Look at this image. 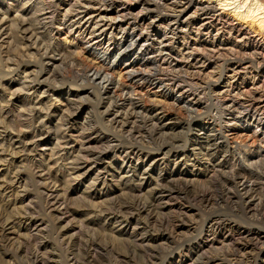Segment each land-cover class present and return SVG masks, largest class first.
<instances>
[{
	"label": "rangeland",
	"instance_id": "1",
	"mask_svg": "<svg viewBox=\"0 0 264 264\" xmlns=\"http://www.w3.org/2000/svg\"><path fill=\"white\" fill-rule=\"evenodd\" d=\"M25 1L26 0H20L16 2V4L11 2V0H0V4H2V6H0V23L2 21V24H0V34L2 36L0 38V110L1 107L6 110L4 117L1 115L2 119L0 118V122L5 120L6 126L9 127H7V131L12 133L16 141L22 139L20 141L28 145L29 142H34L36 139L42 137L45 139V142H47L48 148L40 145H32L36 150L32 148V146L25 149L26 145H24V149L19 145H16V148H12L8 144L9 151L11 150L10 152L13 154L8 151L5 152L11 156H5L7 161L4 162L5 165H3L0 173V176L3 177L1 178L2 181L6 182L8 180L5 186L9 185L10 188V190L9 188L7 190L3 188L0 189V264H35L34 257L37 254L40 255L42 261H44L39 263L46 262L45 264H71L73 263V258H75V262L77 260V264H236L235 262H240L239 264H258L261 260L260 258H262L260 249L264 248V140H262L258 134L254 135L255 133L253 130H243L245 128L241 129L242 126H236L233 130L227 132H234L230 134V137L228 135L230 146H239L236 158L240 155L246 157V155L251 153L257 156L250 158L251 161L249 163H252L251 165L246 164V162L245 165L247 166H242V164H237L238 162L235 161L234 153L230 158V162L222 165V163L219 162H221L224 157V151L213 152L214 155L211 156L210 153H207L208 150L206 146V148H200L196 145L197 140L195 136L199 134V131H197V123L211 110H206V108H203L204 106L202 104H199L196 114L195 112L191 114L184 109L182 105L177 104L172 98L166 96L167 94L164 93L165 91L160 88L148 82L139 81V83L129 77L123 70L125 67L123 64L129 58L131 59L135 56L137 52L136 49H130L114 68H110L102 62L103 66H100L101 63L95 62L88 50L90 44L88 43L89 32L87 33V24H85L84 21H80L75 23V25H73L74 27L72 26L73 28L68 26L74 18L77 20L82 17L85 13L83 11L90 5V0H40L39 3L35 0H27L29 2L23 5L22 3ZM50 1H52L51 4ZM237 1L238 2L235 1V4L232 6H236L237 3L240 2V0ZM260 1L264 3V0ZM22 5L23 8L20 7ZM115 5H117V0H115L113 6ZM90 6L87 9L88 11ZM29 10L31 11L29 12ZM42 10L44 13L39 12ZM232 10L228 11L231 12ZM33 11H35L34 14L36 15L32 14ZM26 26L30 27L26 28ZM24 28L28 29V31H24ZM50 31L52 33H50ZM31 33H33V38L30 40L29 36ZM82 35H84V37ZM68 36L75 39L73 41L74 43H69V41L66 40ZM22 37L25 39H22ZM34 40H37V43ZM105 41L107 42V40ZM154 45L157 47V44ZM43 53L45 54L43 55ZM47 54L48 56H45ZM238 54L239 53L236 52L234 55L239 56ZM228 56L232 57L233 55L226 54L225 57ZM98 66L99 68L102 67L106 72H109L114 79L116 78L115 85L117 86H112L111 95L107 96L102 94L98 89L99 87H97L98 85L88 76L90 69ZM155 66L154 64H149L144 70L146 71L147 68L151 69L150 72L154 73L152 78L156 76L162 77L163 70H161V68L159 69L158 65L157 67ZM9 67L12 69H9ZM223 68V66H220L219 69L217 68V71L219 73L221 71L220 74H223L225 72V68ZM208 70H211V67H208ZM208 70H206L205 73L209 74ZM35 71L39 73L42 72L40 77H38L39 73ZM184 71L186 73H184ZM165 72L168 74V77H170L168 70ZM34 73H37V76ZM177 73L178 75L184 73L183 75H179L181 76L180 80L183 84L186 85L192 82L188 88L205 91L203 94V101L209 102L210 105L212 104L210 108L218 112V115L224 113L220 117H223L225 114V118L230 115L237 117L239 112L244 109L243 106H246L244 103L249 104V101H247L248 97H246L249 91H255L251 85L247 86L249 90L245 89V96L239 97V102H242L243 106L240 107V105H237V107H230V103L225 102L230 98L228 96L226 97L224 95L225 93L222 92V89L218 88V86L215 88L212 76L198 75L195 74L193 69L187 70V68H183ZM197 75L199 80L197 79ZM255 75L256 72L254 70L251 73H243V76L248 79L249 83L256 77ZM261 75L264 77V71L260 73V76ZM27 76L30 79H28ZM27 83L28 85H26ZM122 87L131 89L135 100L138 101L137 105L129 102L126 103L125 101H118L120 99L119 97L122 95ZM250 95L251 94H249V96ZM214 97H216L217 100ZM113 99H115V103ZM217 101L220 106H217ZM227 104L229 108L226 107ZM38 105H40V108ZM133 106H135V109ZM139 106L144 107V109ZM153 106H156L159 111L162 109V115L161 113L157 114L159 111H147V109ZM35 107L38 108V110L35 109ZM218 107L220 109H218ZM217 109L219 111H217ZM132 110L136 111L133 112ZM139 110H141V112ZM17 115L19 117H17ZM38 116L40 118L42 117L40 120L43 119L40 123ZM111 117L112 119H110ZM193 119H195L196 122H191ZM219 121L221 122L222 119ZM4 122L1 123L3 124ZM125 122H127L128 125L127 123L125 124ZM2 124L0 125V130L1 128L2 130L3 128L6 129L4 124V126L1 127ZM21 127L26 130L22 131ZM44 133L47 134L44 135ZM42 135H44V137ZM66 137L69 138L67 139ZM85 138L90 140H86ZM57 139L58 141L59 139H63L59 141V148L57 146ZM80 142H83V144ZM1 147L3 148V146L0 145V150L2 149ZM52 147L54 148V155H52L53 153L51 152ZM13 149L18 150H14L13 152ZM22 149L24 151H22ZM70 149L71 153L69 152ZM129 149H133L137 152L135 155L130 154L132 157L134 156L132 163L125 164L123 156H125L124 154L126 152H129ZM202 149L204 151H202ZM259 151L261 153H259ZM20 152L21 154L23 153L22 156L19 154ZM176 154L189 155V159L191 160L188 161V165H176L174 160H172ZM193 154L195 157H193ZM91 155L93 157H91ZM48 156L51 159L48 158ZM53 156L55 159H58L55 161ZM83 156L86 159L83 158ZM10 160H12V163ZM45 160H47V162ZM89 160L91 163L95 161L94 164L97 167H93L87 174L83 176L80 175V178H78L76 169L87 161L89 162ZM193 160H197L199 165H191ZM253 160H255V162H253ZM39 161L40 163L38 164ZM43 161H45L47 165ZM216 161H219L218 164ZM51 162H53L54 165L56 164L55 167L54 165L51 166ZM127 165L131 167L128 169ZM39 167L43 171L40 170ZM123 169L128 172L124 173L126 175H123ZM35 171L37 172L35 173ZM48 171H50L49 175ZM41 172L44 173L41 174ZM95 172L97 176L94 174ZM13 173L14 175L12 176ZM44 174H46V176ZM75 174L77 176H75ZM49 176H52L53 179L51 178V180ZM11 177L14 179L20 177L19 180L21 179V182L18 186L17 183H14L16 186L11 183L14 181ZM232 177L234 178L233 181ZM40 178L43 180L41 181ZM243 178L249 181L248 185L244 186L245 188L240 186L239 182ZM44 179L46 181H44ZM47 179L50 180L48 181ZM92 180L94 183H92ZM99 180H106L107 183H105V185L97 184ZM52 181L54 183L56 181V185ZM38 182L41 183L38 184ZM143 185L145 186V190H143ZM51 188H56V191H53L55 194L52 191H48L54 190ZM153 188H156L158 191L165 190L163 193L165 197L160 199ZM246 190H248V193H246ZM45 192L50 196L45 195ZM59 192L60 194H56ZM64 192L65 194H63ZM8 197L10 198L8 199ZM55 197L59 198L64 208L62 210L64 214H60L61 211L57 212L52 209L53 206L51 202L54 200L51 198ZM63 197L65 199H63ZM46 198L47 200H45ZM165 201L168 202L166 203ZM14 205L18 206L15 208L13 207ZM27 205L29 207H27ZM17 207H20V212ZM21 212L24 216L20 214ZM47 213L49 214L47 215ZM65 214L66 219L60 220ZM19 217H32L34 220L44 223L48 228L43 232H38L37 230H33V228H31L32 230H22L20 232L17 231L19 228L18 225H16L17 227L14 229V232H17L15 234H13L14 232L12 235L11 233L5 232L3 229L5 226L4 224H6L5 222L8 220L14 221L15 218ZM68 217L69 221L72 219L70 222L67 221ZM211 217L230 224L226 225L227 227L225 226V229H230L231 232L235 234L225 239L224 231L218 229L214 233L216 236L213 233L210 236H203V228L205 227L204 221ZM125 222L131 224L130 229L127 231L122 230L121 227V225L126 224ZM182 223L183 227L178 230L179 232L175 231L174 228L176 225ZM70 224L74 228L67 231V228H70ZM116 227H119V230ZM245 229L260 233L261 237H263L262 243L258 244L259 247L254 246L250 252L244 251L246 254L240 251L236 245L243 241H240L241 236L238 233ZM2 231L6 234H3ZM141 235L142 237L144 235L143 239ZM11 236L19 238L12 241L13 239H11ZM71 237H73L72 240ZM212 238H215L214 241L216 240L218 242L214 244L211 243L209 239ZM67 239L70 240L68 241ZM227 251L230 252L228 253ZM69 260H71V262ZM229 260H231L230 263Z\"/></svg>",
	"mask_w": 264,
	"mask_h": 264
},
{
	"label": "bare ground",
	"instance_id": "2",
	"mask_svg": "<svg viewBox=\"0 0 264 264\" xmlns=\"http://www.w3.org/2000/svg\"><path fill=\"white\" fill-rule=\"evenodd\" d=\"M20 0H11V2H18ZM22 1V0H21ZM37 3L40 2V0H35ZM47 1V0H45ZM235 1L238 2L237 0H117V5L113 6L115 4V0H90V9L89 11L87 10L89 6H87V9H85V12L82 17L79 19H73L72 22L68 26H73L75 23H78L80 21H84L85 24H87V33L89 32V39L88 43L90 46H88V50L90 51L91 56L95 60V62L103 63L110 68H114L117 66V63L120 62L121 58L127 54V52L130 49H136L137 52L135 56H133L131 59L129 58L123 65L125 73L134 79L135 81H143V82H148L151 85H154L157 88H160L161 90L165 91L168 97L172 98L174 102L176 101L177 104H180L183 106L184 109H186L189 113L191 114H196V110L198 108L199 104H202L204 107L211 110L210 112L206 113L205 117L197 123V131H199V134H196V145L198 147H207L208 152L210 153L211 156L214 155L213 152H222L224 151L225 154H223V159L221 162L216 161L217 164L222 163V165L227 164L230 162V158L232 155L235 153V161H237V164H250L249 162L251 161L250 158L253 156H257L253 153L244 156H238L236 158L237 150H238V145L230 146L229 141H228V135L230 137V134L233 133H227L228 131L233 130L236 126H242L241 129L243 130H253L254 135L258 134L262 140H264V77L260 76V73H263L264 71V3H262L260 0H240L239 3H237L236 6H232L235 4ZM29 1H25L22 3L23 5H26ZM56 2V1H55ZM69 2V1H68ZM74 2V1H73ZM89 2V1H88ZM1 3V2H0ZM45 3V2H44ZM52 1H50V4ZM58 3V2H56ZM17 4V3H16ZM41 4V3H40ZM68 4V3H67ZM14 5V4H13ZM21 5V3H20ZM23 5L20 6L23 8ZM44 5V4H43ZM73 5V4H72ZM2 6V4H0ZM8 6V5H7ZM55 6V5H54ZM69 6V5H68ZM71 6V4H70ZM232 6V7H231ZM9 7V6H8ZM57 7V6H56ZM13 8V7H12ZM50 8V7H49ZM53 8V7H51ZM86 8V7H85ZM9 9V8H6ZM233 9V10H232ZM2 10V8H1ZM23 10V9H22ZM21 10V11H22ZM34 10V9H33ZM232 10L231 12H229ZM31 10H29L30 12ZM57 11V10H56ZM27 12V11H26ZM39 12H43L39 11ZM53 12V11H52ZM76 12V11H75ZM7 13V12H6ZM35 11H33L32 14H34ZM44 13V12H43ZM42 13V14H43ZM72 13V12H71ZM81 13V12H80ZM40 14V13H38ZM5 15V14H4ZM3 15V16H4ZM23 15V14H20ZM36 15V14H34ZM33 15V17H34ZM44 15V14H43ZM47 15V13H46ZM45 15V16H46ZM54 15V14H53ZM52 15V16H53ZM40 16V15H39ZM14 17V16H13ZM36 17V16H35ZM38 17V16H37ZM47 17V16H46ZM51 17V16H50ZM54 17V16H53ZM48 19V18H47ZM11 20V19H10ZM13 20V19H12ZM16 20V19H15ZM45 20V19H44ZM64 20V19H63ZM43 21V20H42ZM46 21V20H45ZM48 21V20H47ZM39 22V21H38ZM49 22V21H48ZM4 23V22H3ZM2 24V21L1 23ZM43 24V23H42ZM60 24V23H59ZM65 24V23H64ZM67 24V23H66ZM30 25V24H28ZM40 25V24H39ZM79 25V24H78ZM1 26V25H0ZM25 27V26H24ZM30 26H26L28 28ZM32 27V26H31ZM46 27V26H45ZM44 27V28H45ZM74 27V26H73ZM72 27V28H73ZM79 27V26H78ZM84 27V26H83ZM17 28V27H16ZM71 28V30H72ZM2 29V27H1ZM25 29V28H24ZM30 29V28H29ZM84 29V28H83ZM28 31V29H25L24 31ZM47 30V29H46ZM51 30V29H50ZM70 30V31H71ZM2 31V30H1ZM23 31V30H22ZM81 31V30H80ZM3 32V31H2ZM33 32V31H32ZM49 32V31H48ZM54 32V31H53ZM73 32V31H72ZM26 33V32H25ZM24 33V34H25ZM34 33V32H33ZM33 33L29 36V39L31 40L33 38ZM50 33H52L50 31ZM69 34V33H68ZM16 35V34H15ZM39 35V34H38ZM70 35V34H69ZM76 35V34H75ZM97 35V36H96ZM37 36V35H36ZM51 36V35H50ZM77 36V35H76ZM75 36V37H76ZM84 37V35H82ZM0 34V38H1ZM24 37V36H23ZM22 39H25L23 38ZM35 39V38H34ZM86 39V38H85ZM69 43H74L73 41L75 39L71 38V36H68L66 38ZM87 40V39H86ZM107 40V42L105 41ZM21 41V40H20ZM37 43V40H34ZM66 41V42H67ZM5 42V40H4ZM10 42V40H9ZM51 42V41H50ZM21 43V42H20ZM86 43V42H85ZM68 44V43H67ZM87 44V43H86ZM157 44V47L156 45ZM2 45V44H1ZM9 45V44H8ZM6 45V46H8ZM36 45V44H35ZM39 45V44H38ZM72 45V44H71ZM4 46V45H3ZM41 47V46H38ZM86 47V46H85ZM37 48V47H36ZM24 49V48H23ZM2 52V51H1ZM47 52V51H46ZM239 53V56H235L234 54ZM45 53H43L44 55ZM226 54H231L235 57H225ZM29 55V54H28ZM42 55V56H43ZM32 56V55H31ZM45 56H48L45 55ZM58 56V55H57ZM91 57V58H92ZM225 57V58H224ZM222 58V59H221ZM101 63L100 66H103ZM149 64H154L156 65L155 67L161 68L162 71V77H155L152 78L154 73L150 72L151 69H146L144 70L145 67H147ZM10 65V64H9ZM13 65V64H11ZM163 65V66H162ZM151 66V65H150ZM220 66H223L225 72L223 74L217 71ZM208 67H211V70H208ZM11 67H9L10 69ZM24 68V67H23ZM183 68L188 69H193L195 74L198 75H208L213 77V83L215 88H220L222 89V92H224L225 96L229 97L230 99L225 101L230 103V107H237V105L243 106V103L239 102L240 101V96H245L244 91L249 90L247 89V86L251 85L255 91L247 94L246 97H248L247 101H249V104H245L246 106H243V110L239 112V115L236 116H229L225 118L224 115L223 117H220L221 115H218V112H215L212 110L210 107V103L207 101H203L204 97L203 94L205 93L204 90H193L188 88L192 84H183V82L180 80L179 75H183L186 73H181L178 75V71ZM218 68V69H217ZM222 68V67H221ZM12 69V68H11ZM122 70V71H123ZM149 70V71H147ZM156 70V68H155ZM170 74V77H168V74L165 72L167 71ZM186 70V69H185ZM208 70L209 74L205 73V71ZM222 70V69H221ZM256 72V77L251 80L252 82L249 83L248 79L243 76V73H251L252 71ZM17 71V70H16ZM24 71V70H23ZM29 71V70H28ZM157 71V70H156ZM154 71V72H156ZM191 71V70H190ZM25 72V71H24ZM31 72V71H30ZM33 72V71H32ZM38 72V71H35ZM183 72V71H182ZM188 72V71H187ZM9 73V72H8ZM27 73V72H26ZM39 73V72H38ZM180 73V72H179ZM189 73V72H188ZM37 76V73H34ZM40 74H38V77H40ZM192 74V73H191ZM87 75V74H86ZM197 75V79L199 80ZM259 75V76H258ZM35 76V77H36ZM81 76V75H80ZM94 82L97 84L99 87L98 89L102 94L105 95H111L112 94V88L116 84L115 79L112 77V75L109 72H106L102 67H93L89 71L88 75ZM218 76V77H216ZM250 76V75H249ZM258 76V77H257ZM28 77V76H27ZM31 77V76H30ZM44 77V76H43ZM194 77V76H193ZM196 77V76H195ZM186 78V77H184ZM183 78V79H184ZM192 78V77H191ZM203 78V77H202ZM28 79H30L28 77ZM37 79V78H36ZM182 79V78H181ZM35 80V79H34ZM201 80V78H200ZM250 80V79H249ZM36 81V80H35ZM185 81V80H184ZM195 81V80H194ZM43 82V81H42ZM189 82V81H188ZM187 82V83H188ZM211 82V81H210ZM137 83V82H136ZM140 83V82H139ZM198 84V83H197ZM28 85V83L26 84ZM211 85V83H210ZM31 86V85H30ZM27 86V87H30ZM113 86V87H112ZM117 85H115L116 87ZM124 86V85H123ZM250 86V87H251ZM123 88V87H122ZM213 89V88H212ZM246 89V90H245ZM251 89V88H250ZM7 90V89H6ZM9 90V89H8ZM38 90V89H37ZM44 90V89H43ZM47 90V89H46ZM159 90V89H158ZM32 92V90H31ZM44 92V91H43ZM214 92V91H213ZM216 92V91H215ZM20 93V92H19ZM30 93V92H29ZM35 94V93H34ZM122 95L119 97L120 99H116L118 101L126 102V103H132L136 104L137 102L135 100V97L128 87H124L122 89ZM249 94H251L249 96ZM114 95V94H113ZM112 95V96H113ZM220 95V94H219ZM258 95V96H257ZM209 96V95H208ZM211 96V95H210ZM223 96V95H222ZM10 97V96H9ZM54 97V96H53ZM114 97V96H113ZM112 97V98H113ZM118 97V96H117ZM219 97V96H218ZM80 98V97H79ZM111 98V99H112ZM216 98V97H214ZM221 98V97H220ZM211 99V98H210ZM226 99V98H225ZM84 100V99H83ZM115 99H113V102ZM217 100V98H216ZM34 101V100H33ZM36 101V99H35ZM38 101V100H37ZM41 101V100H40ZM60 101V100H59ZM58 101V102H59ZM39 102V101H38ZM48 102V101H47ZM214 102V101H213ZM221 102V100H220ZM224 102V101H223ZM222 102V103H223ZM34 103V102H33ZM44 103V102H43ZM110 103V102H109ZM35 104V103H34ZM41 104V103H39ZM118 104V103H117ZM36 105V104H35ZM131 105V104H130ZM216 105V104H215ZM218 101H217V106H218ZM40 108V105H38ZM42 106V105H41ZM109 106V105H108ZM128 106V105H127ZM132 106V105H131ZM220 106V105H219ZM51 107V106H50ZM137 107V106H136ZM141 107V106H139ZM149 107V106H148ZM214 107V105H213ZM224 107V106H223ZM222 107V108H223ZM228 107V104L227 106ZM33 108V107H32ZM109 108V107H108ZM126 108V107H125ZM131 108V107H129ZM135 109V106H133ZM144 109V107H141ZM229 108V107H228ZM35 109L38 110V108L35 107ZM133 109V110H134ZM142 109V110H143ZM218 109H220L218 107ZM217 109V111H219ZM239 109V108H236ZM33 110V109H32ZM46 110V109H45ZM132 110V111H133ZM138 110V108H137ZM159 111L156 106L151 107L150 109H147L148 112L150 111ZM162 110V109H161ZM161 110L157 112V114L161 113ZM223 110V109H222ZM227 110V109H226ZM232 110V109H231ZM31 111V110H30ZM44 111V110H43ZM105 111V110H104ZM122 111V110H121ZM128 111V110H127ZM136 111V110H135ZM133 111V112H135ZM141 112V110H139ZM138 111V112H139ZM230 111V110H229ZM228 111V112H229ZM48 112V111H47ZM50 112V111H49ZM71 112V111H70ZM132 112V113H133ZM223 112V111H220ZM227 112V113H228ZM232 112V111H231ZM230 112V113H231ZM27 113V112H26ZM37 113V112H36ZM145 113V112H144ZM4 114H6L5 108L0 110V118L2 119L1 115L4 117ZM19 114V113H17ZM39 114V113H37ZM36 114V117H37ZM41 114V113H40ZM47 114V113H46ZM75 114V113H74ZM115 114V112H114ZM128 114V113H127ZM139 114V113H138ZM149 114V113H148ZM205 114V113H204ZM237 114V113H235ZM45 115V114H44ZM66 115V114H65ZM119 115V114H118ZM162 115V113H161ZM160 115V116H161ZM6 116V115H5ZM16 116V115H15ZM24 116V115H22ZM21 116V117H22ZM115 116V115H114ZM113 116V118H114ZM117 116V115H116ZM147 116V115H146ZM156 116V115H155ZM154 116V117H155ZM204 116V115H202ZM17 117H19L17 115ZM33 117V116H32ZM39 117V116H38ZM45 117V116H44ZM43 117V118H44ZM118 117V116H117ZM116 117V118H117ZM194 117V116H193ZM42 118V117H41ZM39 117V123L41 119ZM160 118V117H159ZM5 119V118H3ZM23 119V118H22ZM27 119V118H26ZM45 119V118H44ZM112 119V117L110 118ZM109 119V120H110ZM134 119V118H133ZM222 119V123L219 121ZM29 120V119H28ZM68 120V119H67ZM118 120V119H117ZM129 120V119H128ZM132 120V119H131ZM136 120V119H135ZM5 121V120H4ZM1 121V122H4ZM24 121V120H23ZM26 121V120H25ZM133 121V120H132ZM131 121V122H132ZM195 121V119L191 120V122ZM0 122V125L2 124ZM27 122V121H26ZM38 122V121H37ZM72 122V121H71ZM70 122V123H71ZM123 122V121H122ZM130 122V124H131ZM134 122V121H133ZM132 122V123H133ZM4 122L1 127H5L6 129L1 128L0 130V145L3 146V148L0 150V173L2 171V167L4 162L7 160L5 159V156L10 155L8 153H5L6 151H9L8 144L12 148H16V145H19L24 149V145L26 143L21 142L20 140L14 139V136L12 135L11 132H8L7 129L9 128L6 126ZM28 123V122H27ZM36 123V124H39ZM42 123V122H41ZM127 122H125L126 124ZM179 123V122H178ZM116 124V123H115ZM114 124V125H115ZM176 124V123H175ZM174 124V125H175ZM43 125V124H42ZM70 125V124H69ZM118 125V124H117ZM128 125V123H127ZM126 125V126H127ZM172 125V124H171ZM46 126V124H45ZM122 126V125H121ZM8 127V128H7ZM42 127V126H41ZM131 127V126H130ZM187 127V126H186ZM22 128V127H21ZM39 128V127H38ZM46 128V127H45ZM124 128V127H123ZM193 128V127H192ZM41 129V128H39ZM44 129V128H43ZM125 129V128H124ZM14 130V129H13ZM26 130L22 128V131ZM130 130V128H129ZM237 130V129H236ZM10 131V130H9ZM18 131V130H17ZM20 131V130H19ZM31 131V130H29ZM36 131V130H35ZM42 131V130H40ZM131 131V130H130ZM48 132V131H47ZM87 132V131H86ZM239 132V131H238ZM247 132V131H246ZM40 133V132H39ZM81 133V132H80ZM85 133V132H84ZM21 134V133H20ZM34 134V133H33ZM47 133H44L46 135ZM89 134V133H88ZM91 134V133H90ZM36 135V132H35ZM44 135H42L44 137ZM83 135V134H81ZM95 135V134H93ZM24 136V135H23ZM22 136V137H23ZM63 136V135H62ZM79 136V135H78ZM89 136V135H88ZM19 137V136H18ZM34 137V136H33ZM37 137V136H36ZM71 137V135H70ZM92 137V136H91ZM94 137V136H93ZM233 137V136H232ZM30 138V136H29ZM38 138V137H37ZM63 138V137H62ZM65 138V136H64ZM63 138V139H64ZM67 139L69 137H66ZM76 138V137H75ZM74 138V139H75ZM90 138V137H89ZM24 139V138H23ZM33 139V138H31ZM62 139V140H63ZM66 139V140H67ZM82 139V138H80ZM86 139V138H85ZM88 139V138H87ZM86 139V140H87ZM97 139V138H96ZM25 140V139H24ZM35 140V139H34ZM61 139H59L60 141ZM61 140V141H62ZM90 140V139H88ZM139 140V139H138ZM30 141V140H29ZM28 141V142H29ZM57 139V146L58 148L60 147ZM76 141V140H75ZM85 141V140H82ZM25 142V141H24ZM86 142V141H85ZM233 142V141H232ZM74 143V142H72ZM83 144V142H80ZM93 143V142H92ZM231 143V142H230ZM59 144V145H58ZM89 144V142H88ZM32 145H40V146H46L47 147V142H45V139L40 137L36 139L34 142H29L28 145H26L25 149L30 148ZM62 145V144H61ZM71 145V144H69ZM81 145V144H80ZM166 145V144H165ZM195 145V144H194ZM233 145V144H232ZM240 145V144H239ZM243 145V144H242ZM241 145V146H242ZM55 146V147H57ZM68 146V145H66ZM83 146V145H82ZM256 146V145H255ZM63 147V146H62ZM61 147V148H62ZM81 147V146H80ZM85 147V146H84ZM83 147V148H84ZM87 147V146H86ZM119 147V146H118ZM131 147V146H130ZM205 147V148H206ZM36 150L35 147L32 146ZM45 148V147H44ZM48 148V147H47ZM65 148V147H64ZM82 148V147H81ZM193 148V147H192ZM242 148V147H241ZM246 148V147H245ZM19 149V148H18ZM17 149V150H18ZM22 149V151H24ZM41 149V148H40ZM50 149V148H49ZM52 153H53V147ZM56 149V148H55ZM76 149V148H75ZM78 149V148H77ZM115 149V148H114ZM195 149V148H194ZM198 149V148H197ZM260 149V148H259ZM258 149V150H259ZM13 149L12 151L14 152ZM16 150V151H17ZM20 150V149H19ZM29 150V149H28ZM46 150V149H43ZM63 150V149H62ZM61 150V151H62ZM84 150V149H83ZM116 150V149H115ZM139 150V149H138ZM241 150V149H240ZM251 150V149H249ZM30 151V150H29ZM28 151V152H29ZM49 151V152H50ZM65 151V150H64ZM75 151V150H74ZM104 151V149H103ZM127 151V149H126ZM196 151V150H195ZM198 151V150H197ZM202 151H204L202 149ZM244 151V150H243ZM246 151V150H245ZM252 151V150H251ZM261 151V150H260ZM259 151V153H261ZM26 152V151H25ZM39 152V151H37ZM41 152V151H40ZM45 152V151H44ZM47 152V153H49ZM50 152V153H51ZM71 153V149L69 150ZM137 151L135 150H130L129 152H126L123 156L124 157V163L125 164H131L134 156L132 157L131 155H135ZM242 152V151H241ZM13 154L12 152H10ZM27 153V152H26ZM30 153V152H29ZM33 153V152H31ZM51 153V154H52ZM55 153V152H54ZM54 153L52 155H54ZM66 153V152H65ZM69 153V154H70ZM94 153V151H93ZM115 153V152H114ZM149 153V152H147ZM257 153V152H256ZM16 154V153H15ZM21 154V152L19 153ZM23 154V153H22ZM21 154V156H22ZM25 154V153H24ZM34 154V153H33ZM41 154V153H40ZM39 154V155H40ZM44 154V153H43ZM46 154V153H45ZM59 154V153H57ZM68 154V152H67ZM89 154V153H88ZM87 154V155H88ZM91 154V153H90ZM122 154V152H121ZM131 154V155H130ZM240 154V153H239ZM248 154V153H247ZM27 155V154H25ZM50 155V156H52ZM84 155V153H83ZM96 155V154H95ZM107 155V154H106ZM114 155V154H113ZM119 155V154H118ZM123 155V154H122ZM194 155V154H193ZM216 155V154H215ZM245 155V154H244ZM264 155V154H263ZM11 156V155H10ZM9 156V157H10ZM16 156V155H15ZM34 156V155H33ZM44 156V155H43ZM64 156V155H62ZM67 156V155H66ZM72 156V155H71ZM89 156V155H88ZM116 156V155H114ZM121 156V155H119ZM140 156V155H139ZM138 156V157H139ZM203 156V155H202ZM259 156V155H258ZM8 157V156H7ZM6 157V158H7ZM14 157V156H13ZM42 157V156H41ZM45 157V156H44ZM60 157V156H59ZM65 157V156H64ZM70 157V156H69ZM76 157V156H75ZM79 157V156H77ZM81 157V155H80ZM87 157V156H86ZM91 157H93L91 155ZM122 157V156H121ZM119 157V158H121ZM162 157V156H160ZM171 157V156H170ZM195 157V155L193 156ZM17 158V157H16ZM37 158V157H36ZM39 158V157H38ZM47 158V156H46ZM48 158H50L48 156ZM54 160L56 161L55 157L53 156ZM83 158H85L83 156ZM164 158V155H163ZM261 158V156H260ZM259 158V159H260ZM51 159V158H50ZM61 159V157H60ZM59 159V160H60ZM86 159V158H85ZM91 159V158H90ZM97 159V157H96ZM100 159V158H99ZM98 159V160H99ZM102 159V158H101ZM141 159V158H140ZM193 159V158H192ZM218 159V158H217ZM14 160V159H13ZM37 160V159H36ZM39 160V159H38ZM49 160V159H47ZM47 160H45L47 162ZM139 160V159H138ZM175 164H184L185 166L188 165V161L191 160L189 159V155H181V154H176L174 155L173 159ZM219 160V159H218ZM12 163V160H10ZM42 161V158H41ZM43 161V162H45ZM50 161V160H49ZM92 161V160H91ZM137 161V160H136ZM140 161V160H139ZM234 161V160H233ZM34 162V161H33ZM45 162V163H46ZM255 162V160H253ZM260 162V161H259ZM40 161L38 162V164ZM53 166V162H51ZM95 163V161H94ZM94 163H91L90 160L89 162L87 161L85 164H83L81 167L76 169V173L78 178L79 176H83L87 174L93 167H97ZM235 163V164H236ZM58 164V162H57ZM77 164V163H76ZM79 164V163H78ZM94 164V166H93ZM252 164V163H251ZM250 164V165H251ZM9 165V164H7ZM47 165V163H46ZM56 165V164H55ZM54 165V167H55ZM150 165V164H149ZM191 165L198 166L199 162L197 160H193L191 162ZM201 165V164H200ZM232 165V164H231ZM249 165V166H250ZM11 166V165H10ZM9 166V167H10ZM49 166V164H48ZM59 166V165H58ZM77 166V165H76ZM75 166V167H76ZM79 166V165H78ZM214 166V164H213ZM234 166V165H233ZM232 166V167H233ZM237 166V165H236ZM240 166V165H238ZM247 166V165H245ZM7 167V166H6ZM8 167V169H9ZM42 167V166H41ZM50 167V166H49ZM128 169L131 167L130 165H127ZM215 167V166H214ZM58 168V167H56ZM135 168V167H134ZM249 168V167H247ZM7 169V170H8ZM40 169V167H39ZM38 169V170H39ZM45 169V168H44ZM75 169V168H73ZM127 169V170H128ZM216 169V168H215ZM214 169V170H215ZM235 169V167H234ZM42 170V169H40ZM49 170V169H47ZM46 170V171H47ZM97 170V169H95ZM102 170V169H101ZM237 170V169H236ZM12 171V170H11ZM10 171V172H11ZM18 171V170H17ZM43 171V170H42ZM45 171V172H46ZM57 171V169H56ZM6 172V171H4ZM8 172V171H7ZM37 171H35L36 173ZM48 171V175H49ZM73 172V171H72ZM71 172V173H72ZM99 172V170H98ZM97 172V173H98ZM102 172V171H101ZM16 173V172H14ZM12 174V176L14 175ZM39 173V172H38ZM44 172H41V174ZM123 175H126L124 173H128L123 169L122 171ZM207 173V172H206ZM233 173V172H232ZM4 174V173H2ZM7 174V173H5ZM9 174V173H8ZM11 174V173H10ZM18 174V173H17ZM96 174V172L94 173ZM100 174V173H98ZM40 175V174H39ZM38 175V176H39ZM46 176V174H44ZM54 175V174H53ZM58 175V174H57ZM61 175V174H60ZM69 175V174H68ZM72 175V174H71ZM121 175V174H119ZM196 175V173H195ZM226 175V174H225ZM4 176V175H3ZM11 176V175H10ZM9 176V178H10ZM42 176V175H41ZM59 176V175H58ZM70 176V175H69ZM74 176V175H73ZM95 176V175H94ZM93 176V178H94ZM97 176V174H96ZM95 176V177H96ZM128 176V175H127ZM231 176V175H230ZM229 176V177H230ZM235 176V175H234ZM233 176V177H234ZM237 176V175H236ZM240 176V175H239ZM242 176V175H241ZM8 177V176H6ZM22 177V176H21ZM50 177V176H49ZM48 177V178H49ZM121 177V176H120ZM232 177V178H233ZM247 177V176H246ZM3 178L0 176V189L7 190L9 188L8 186H5L6 182L2 181ZM5 178V176H4ZM12 178V177H11ZM20 178V177H19ZM18 177L14 179L11 183H17L18 184L21 182V179L19 180ZM53 179L51 176L50 179ZM73 178V177H72ZM75 178V177H74ZM99 178V177H97ZM238 178V177H236ZM6 179V178H5ZM4 179V180H5ZM41 179V178H40ZM49 179V180H50ZM51 179V180H52ZM56 179V177H55ZM104 179V176H103ZM122 179V178H120ZM248 179V178H247ZM43 179H41L42 181ZM48 180V179H47ZM48 180V181H49ZM97 180V179H95ZM189 180V179H188ZM234 178L232 179V181ZM10 181V180H9ZM44 181H46L44 179ZM43 181V182H44ZM77 181V180H76ZM237 181V180H236ZM24 182V181H23ZM22 182V183H23ZM53 182V181H52ZM67 182V181H66ZM235 182V181H234ZM240 186L244 187L248 185V180L246 178L241 179L240 181ZM247 182V183H246ZM9 183V182H8ZM41 182H38L40 184ZM45 183V182H44ZM42 183V184H44ZM48 183V182H47ZM54 183V182H53ZM56 183V181H55ZM54 183V184H55ZM59 183V182H58ZM91 183V182H90ZM92 183L93 180H92ZM106 180H99L97 184H102L105 185ZM204 183V182H203ZM10 184V183H9ZM51 184V182H50ZM141 184V183H140ZM187 184V183H186ZM237 184V183H236ZM15 185V184H14ZM45 185V184H44ZM47 185V184H46ZM53 185V184H52ZM56 185V184H55ZM59 185V184H58ZM157 185V184H156ZM12 186V185H11ZM16 186V185H15ZM24 186V185H23ZM90 186V185H89ZM88 186V188H89ZM140 186V185H139ZM150 186V185H149ZM50 187V186H49ZM54 187V186H53ZM57 187V186H56ZM60 187V186H59ZM161 187V186H160ZM20 188V187H19ZM18 188V189H19ZM43 188V187H42ZM61 188V187H60ZM91 188V187H90ZM245 188V187H244ZM46 189V187H45ZM54 189V188H51ZM58 189V188H57ZM63 189V188H62ZM102 189V188H101ZM128 189V188H126ZM10 190V188H9ZM17 190V189H16ZM26 190V189H25ZM92 190V189H91ZM141 190V188H140ZM143 190H145V186L143 185ZM155 193H157L158 197L160 199L164 198L165 195L163 194L164 191H158L156 188H153ZM160 190V189H159ZM44 192L43 190H41ZM48 191H56V188L54 190H48ZM88 191V190H87ZM174 191V190H173ZM248 190H246V193ZM25 192V191H24ZM61 192V191H60ZM56 193V194H60ZM171 192V191H170ZM2 193V192H1ZM6 193V192H5ZM14 193V192H13ZM16 193V191H15ZM28 193V192H26ZM40 193V192H39ZM45 195L47 192H45ZM49 193V192H48ZM51 193V192H50ZM54 193V192H53ZM153 193V192H152ZM169 193V192H168ZM204 193V192H203ZM17 194V193H16ZM20 194V193H19ZM55 194V193H54ZM62 194V193H61ZM65 194V192L63 193ZM142 194V193H141ZM235 194V193H234ZM4 195V194H3ZM9 195V194H8ZM151 195V194H150ZM14 196V195H13ZM12 196V197H13ZM16 196V195H15ZM18 196V195H17ZM50 196V195H49ZM60 197L59 195H56ZM67 196V195H66ZM65 196V197H66ZM135 196V195H134ZM140 196V195H139ZM240 196V195H239ZM4 197V196H3ZM28 197V196H27ZM41 197V196H40ZM52 197V196H51ZM58 197L51 198L54 200L52 203V206L54 210L57 212L62 213V210L64 209L60 203V200ZM1 198V197H0ZM7 198V197H5ZM10 197H8L9 199ZM16 198V197H15ZM14 198V199H15ZM20 198V197H19ZM50 198V197H49ZM17 199V198H16ZM15 201L17 202V200ZM63 199H65L63 197ZM5 200V199H4ZM7 200V199H6ZM23 200V199H22ZM47 200V198L45 199ZM1 201V200H0ZM9 201V200H8ZM5 201V202H8ZM14 201V200H13ZM14 201V202H15ZM21 201V199H20ZM49 201V200H48ZM12 202V201H11ZM50 202V201H49ZM63 202V201H62ZM136 202V201H135ZM152 202V200H151ZM162 202V201H160ZM166 202V201H165ZM168 202V201H167ZM166 202V203H167ZM197 202V201H196ZM3 203V202H2ZM165 203V204H166ZM200 203V202H199ZM1 204V203H0ZM10 204V203H9ZM14 204V203H12ZM11 204V205H12ZM22 204V203H21ZM33 204V203H32ZM49 204V203H48ZM47 204V205H48ZM63 204V203H62ZM20 205V203H19ZM61 205V206H60ZM66 205V204H65ZM158 205V204H157ZM9 206V205H8ZM18 205H14L13 207L16 208ZM21 206V205H20ZM38 206V205H37ZM64 206V205H63ZM27 207H29L27 205ZM46 207V206H44ZM66 207V206H65ZM141 207V206H140ZM151 207V206H150ZM3 208V207H2ZM12 208V207H11ZM10 208V209H11ZM14 208V209H15ZM19 212H20V207ZM41 208V207H40ZM67 208V207H66ZM153 208V207H152ZM6 209V208H5ZM22 209V208H21ZM30 209V208H28ZM32 209V208H31ZM98 209V208H97ZM49 210V208H48ZM124 210V209H123ZM5 211V210H4ZM17 211V210H16ZM25 211V210H24ZM23 211V212H24ZM27 211V210H26ZM50 211V210H49ZM65 211V210H64ZM68 211V210H67ZM66 211V212H67ZM29 212V211H28ZM27 212V213H28ZM53 212V211H52ZM26 213V215H27ZM33 213V212H32ZM31 213V214H32ZM38 213V212H37ZM51 213V211H50ZM74 213V212H73ZM109 213V212H108ZM112 213V212H111ZM153 213V212H152ZM19 214V213H18ZM22 214V212L20 213ZM30 214V213H29ZM28 214V215H29ZM49 213H47L48 215ZM64 214V212L62 213ZM71 214V212H70ZM69 214V216H70ZM107 214V213H106ZM105 214V216H106ZM110 214V213H109ZM155 214V213H154ZM24 216V214H22ZM59 215V214H58ZM118 215V214H116ZM143 215V214H142ZM36 216V215H35ZM34 216V217H35ZM56 216V215H55ZM108 216V215H107ZM119 216V215H118ZM133 216V215H132ZM33 217V214H32ZM32 217H19L15 218L14 221H7L4 224L5 226L3 227L5 232L12 233L14 232V229H16V225H18L19 230L17 231H22V230H29L33 228V230H37L38 232H43L46 228L45 224L42 222H39L38 220H34ZM60 217V216H58ZM71 217V216H70ZM110 217V216H109ZM134 217V216H133ZM37 218V217H36ZM72 218V217H71ZM111 218V217H110ZM8 219V218H7ZM6 219V220H7ZM12 219V218H11ZM66 219V214L65 216L63 215V218H60V220H65ZM126 219V218H125ZM128 219V218H127ZM132 219V218H131ZM72 220V219H71ZM70 220V221H71ZM105 220V218H104ZM123 220V219H122ZM121 220V221H122ZM220 220V219H219ZM217 220V218H209L205 220L204 222V231H203V236L208 235L210 236L212 233L214 234L216 230L220 229L224 231V238L232 237L235 233L231 232V230L225 229L226 225H230L224 222H221ZM57 221V220H56ZM69 221V217L67 219ZM114 221V220H113ZM223 221V219H222ZM59 222V221H58ZM116 222V221H115ZM151 222V221H150ZM227 222V221H226ZM56 223V222H55ZM99 223V222H98ZM118 223V221H117ZM126 223V222H125ZM181 223V222H180ZM57 224V223H56ZM69 224V223H68ZM154 224V223H153ZM65 225V224H63ZM117 225V224H116ZM121 225V224H120ZM130 223H126L125 225H121L122 230L127 231L130 229ZM148 225V224H147ZM175 226V225H174ZM173 226V227H174ZM232 226V225H231ZM59 227V226H58ZM61 227V226H60ZM102 227V226H100ZM99 227V228H100ZM136 227V226H135ZM183 227V223L176 225L174 228L175 231L180 230ZM227 227V226H226ZM63 228V227H62ZM61 228V229H62ZM67 228V226H66ZM72 228H74L70 224V228H67V231H70ZM117 228V227H116ZM119 228V227H118ZM117 228V229H118ZM138 228V226H137ZM142 228V227H141ZM13 229V230H12ZM234 229V228H233ZM32 230V229H31ZM47 230V229H46ZM119 230V229H118ZM149 230V229H148ZM11 231V232H10ZM17 231H15L13 234H15ZM36 231V232H37ZM49 231V230H48ZM136 231V230H135ZM2 233L6 234V233ZM132 232V231H131ZM140 232V231H139ZM143 232V231H142ZM179 232V231H178ZM128 233V232H127ZM125 234V233H124ZM200 234V235H202ZM240 237V241L242 242H237L236 244L238 246V249L240 251H249L253 249V247L258 246V244L262 243L263 237H261L260 233H255L252 232L251 230L245 229L242 232L238 233ZM34 235V234H33ZM66 235V234H65ZM69 235V234H68ZM215 235V234H214ZM218 235V234H217ZM9 236V235H8ZM22 236V234H21ZM50 236V235H49ZM58 236V234H57ZM60 236V235H59ZM216 236V235H215ZM214 236V237H215ZM12 237V236H11ZM142 237V235H141ZM202 237V236H201ZM19 238V237H18ZM16 237H12V241L15 239H18ZM61 238V237H60ZM73 237H71L72 240ZM144 238V235L142 239ZM76 239V238H75ZM79 239V238H78ZM137 239V238H136ZM215 238L209 239L211 243H217L218 241H214ZM238 239V238H237ZM68 240V239H67ZM66 240V241H67ZM70 240V239H69ZM68 240V241H69ZM207 240V239H206ZM264 240V239H263ZM10 241V240H9ZM63 241V240H62ZM65 241V242H66ZM96 241V240H95ZM198 241V240H197ZM201 241V240H200ZM16 242V241H15ZM204 242V241H202ZM208 242V240H207ZM206 242V243H207ZM220 242V240H219ZM34 243V242H33ZM37 243V242H36ZM35 244V243H34ZM39 244V243H37ZM46 244V243H45ZM13 245V244H12ZM38 246V245H36ZM203 246V245H202ZM212 246V245H211ZM22 247V246H21ZM40 247V246H39ZM49 247V246H48ZM97 247V246H96ZM200 247V246H199ZM264 247V246H263ZM236 248V247H235ZM39 249V248H38ZM235 250V249H234ZM256 250V249H255ZM46 252V251H45ZM78 252V251H77ZM99 252V251H98ZM228 252V251H227ZM230 252V251H229ZM228 252V253H229ZM259 252V251H258ZM246 254V252H244ZM243 253V255H244ZM89 254V253H88ZM258 254V253H257ZM260 254L262 258H260V262L258 264H264V248L260 249ZM53 255V254H52ZM92 255V254H91ZM256 255V254H255ZM259 255V254H258ZM102 257V256H101ZM259 257V256H258ZM34 260L35 264H45V263H39L42 261V257L40 255H36ZM57 258V257H56ZM71 258V257H70ZM69 258V259H70ZM236 258V256H235ZM234 258V259H235ZM228 259V258H226ZM230 259V258H229ZM240 259V258H239ZM253 259V258H252ZM210 260V259H209ZM208 260V262H209ZM215 260V259H214ZM258 260V259H257ZM71 262V260H69ZM231 260H229L230 263ZM241 261V260H240ZM44 262V261H42ZM57 262V261H56ZM68 262V260H67ZM71 264H77V260L75 262V258L72 259ZM83 262V261H82ZM153 262V261H152ZM223 262V261H222ZM221 262V263H222ZM234 262V261H233ZM242 262V261H241ZM216 263V262H215ZM220 263V262H219ZM236 264H239L238 262H235ZM70 264V263H69ZM207 264V263H206ZM231 264V263H230Z\"/></svg>",
	"mask_w": 264,
	"mask_h": 264
}]
</instances>
